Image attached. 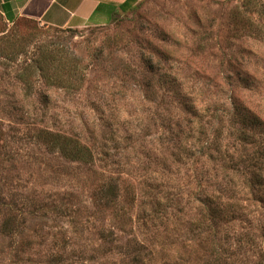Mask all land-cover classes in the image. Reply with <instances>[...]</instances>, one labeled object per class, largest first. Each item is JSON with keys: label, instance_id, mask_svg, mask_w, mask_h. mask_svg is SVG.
Wrapping results in <instances>:
<instances>
[{"label": "rangeland", "instance_id": "obj_1", "mask_svg": "<svg viewBox=\"0 0 264 264\" xmlns=\"http://www.w3.org/2000/svg\"><path fill=\"white\" fill-rule=\"evenodd\" d=\"M263 147L264 0H136L63 28L0 14V264H264V170L243 179ZM212 193L242 215L211 219Z\"/></svg>", "mask_w": 264, "mask_h": 264}, {"label": "trees", "instance_id": "obj_2", "mask_svg": "<svg viewBox=\"0 0 264 264\" xmlns=\"http://www.w3.org/2000/svg\"><path fill=\"white\" fill-rule=\"evenodd\" d=\"M136 0H126L120 5V8L125 9L126 7L130 6L131 3ZM0 14L3 15L8 21H15V19H23V20H28V21H36L35 19L27 18L25 16H19L15 15L12 13L10 4L7 2L2 3L0 7ZM41 70H44L43 65H39ZM54 139L52 141V146L53 148H58L60 152L69 159H75V160H86V161H92V151L89 147L83 145L80 141L75 140L73 138L66 137L64 135H61L59 133L53 134ZM245 138V135H241V138ZM258 155H254L250 160L246 167L248 168L249 174L243 173V179L244 183L247 186H256L259 185L261 186L263 184L262 182V177H259L258 174L264 170V147L257 152ZM223 159H233V156H227L225 153L222 154L221 156ZM247 161V160H245ZM236 185V184H235ZM238 186V185H236ZM258 187V186H257ZM242 189H236L234 190V193L240 192ZM101 198L106 202V203H111L113 201H117L119 198V186L115 182H110L107 186L106 189L101 191ZM253 199L256 200H261L260 195H258L254 190L251 191ZM236 197V196H235ZM235 197L232 195L229 196V198L233 200H227L225 201L224 197L222 195H218L217 193H212L210 198L207 199V202L205 203V207L208 209L207 212L208 216L210 215L211 219L215 218H225L226 214L228 217H235L237 214L243 213V208L238 207L236 204L237 202L235 201ZM156 200L155 203L159 202V198L156 196L154 197ZM154 218L152 217L150 220H153ZM217 229V227H215ZM212 239L214 244L218 240V233L217 231H213L212 229ZM107 236H111V232L107 233ZM249 236V234H248ZM248 242H251L252 245H257V243L254 241L253 237H248Z\"/></svg>", "mask_w": 264, "mask_h": 264}, {"label": "crops", "instance_id": "obj_3", "mask_svg": "<svg viewBox=\"0 0 264 264\" xmlns=\"http://www.w3.org/2000/svg\"><path fill=\"white\" fill-rule=\"evenodd\" d=\"M126 0H0L12 13L54 27L79 26L108 21ZM138 1V0H137Z\"/></svg>", "mask_w": 264, "mask_h": 264}]
</instances>
